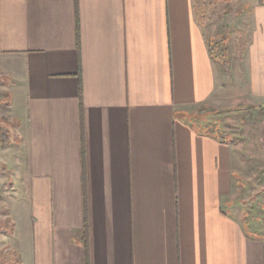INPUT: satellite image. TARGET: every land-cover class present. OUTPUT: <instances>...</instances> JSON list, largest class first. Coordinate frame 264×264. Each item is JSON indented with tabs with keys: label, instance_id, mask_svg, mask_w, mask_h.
Wrapping results in <instances>:
<instances>
[{
	"label": "crops",
	"instance_id": "obj_1",
	"mask_svg": "<svg viewBox=\"0 0 264 264\" xmlns=\"http://www.w3.org/2000/svg\"><path fill=\"white\" fill-rule=\"evenodd\" d=\"M216 1L0 0L20 264H264V0Z\"/></svg>",
	"mask_w": 264,
	"mask_h": 264
},
{
	"label": "rangeland",
	"instance_id": "obj_2",
	"mask_svg": "<svg viewBox=\"0 0 264 264\" xmlns=\"http://www.w3.org/2000/svg\"><path fill=\"white\" fill-rule=\"evenodd\" d=\"M206 1V0H205ZM210 7L215 6L216 0H207ZM248 4V0H240L239 4L243 6ZM232 2L229 5L232 7ZM249 5V4H248ZM248 9V8H247ZM214 10H216L214 8ZM248 11V10H247ZM246 13L241 19V27L238 31L240 37L244 39L250 35L251 24ZM13 100V99H12ZM10 104V94L8 88L0 81V264H20L19 256L13 246L6 242L5 237L12 233L13 225L9 213L11 200L16 196L17 189L15 183L18 175L11 168L10 162L13 161L12 152L21 143L18 141V132L15 122L11 121V112L8 110ZM9 112V113H7ZM260 110H240L228 111L220 119L226 135L231 140L233 134L238 136H247L249 131H253L256 121L261 116ZM8 162L9 164H6ZM19 184V182H17ZM20 194V191L18 192ZM23 194V190L21 191Z\"/></svg>",
	"mask_w": 264,
	"mask_h": 264
},
{
	"label": "trees",
	"instance_id": "obj_3",
	"mask_svg": "<svg viewBox=\"0 0 264 264\" xmlns=\"http://www.w3.org/2000/svg\"><path fill=\"white\" fill-rule=\"evenodd\" d=\"M86 223H87V215H86ZM86 228H87V225H86ZM85 236V234H84ZM85 241H84V245H85V248L86 250L88 249V242H87V238L84 237ZM87 264H89V260H88V256H87Z\"/></svg>",
	"mask_w": 264,
	"mask_h": 264
}]
</instances>
